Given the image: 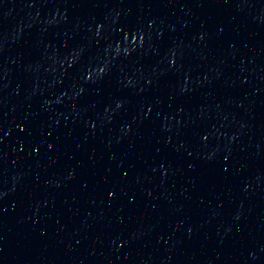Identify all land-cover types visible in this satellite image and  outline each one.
I'll use <instances>...</instances> for the list:
<instances>
[{
    "label": "water",
    "instance_id": "95a60500",
    "mask_svg": "<svg viewBox=\"0 0 264 264\" xmlns=\"http://www.w3.org/2000/svg\"><path fill=\"white\" fill-rule=\"evenodd\" d=\"M0 264H264V0H0Z\"/></svg>",
    "mask_w": 264,
    "mask_h": 264
}]
</instances>
